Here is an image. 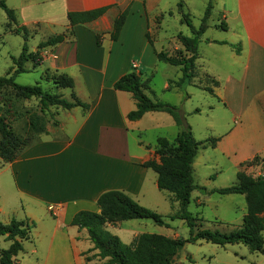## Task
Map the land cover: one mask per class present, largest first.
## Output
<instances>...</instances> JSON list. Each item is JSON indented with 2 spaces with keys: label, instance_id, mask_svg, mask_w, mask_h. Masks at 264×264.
<instances>
[{
  "label": "crops",
  "instance_id": "1",
  "mask_svg": "<svg viewBox=\"0 0 264 264\" xmlns=\"http://www.w3.org/2000/svg\"><path fill=\"white\" fill-rule=\"evenodd\" d=\"M157 2L46 0L42 4L43 12L16 11L17 21L27 27L45 25L52 35L71 31L66 40L42 50L43 63L45 68L72 77L74 94L88 104L86 110L79 106L60 108L53 133L28 145L15 159L3 165L12 182V193L18 200L16 208L23 211L19 219L34 222V228L39 222L49 224L46 258L58 250L63 255L70 254L72 264H84L82 253L92 244L86 229L79 230L69 224L73 215L80 210L99 211L96 201L105 191L122 190L139 202L146 190L157 187L156 173L143 166V162L154 156L157 138L162 136L156 135L149 143L143 141L141 135L151 130V124H154L153 129L175 125L176 134L180 127L162 111H148L137 120H129L127 114L135 109V100L130 92L113 87L118 78L134 70L147 82L144 92H151L149 82L159 64L164 63L157 59L155 51L161 48L155 46L149 34V12H157ZM213 3L218 7L219 23L209 24L205 33L213 27L223 35L205 37L204 33L201 40L204 39L213 51L215 60L224 61L226 70L223 75L214 71L215 75L212 71L207 73L216 81L212 87L214 101L207 108L211 114L204 123V135L199 140L195 138L203 143L192 163L193 175L196 169L209 170L207 178L227 172L236 176L242 162L255 155H264V0H213ZM107 5L110 7L97 19L70 26L68 11ZM124 9H127L125 21L117 39L112 40L109 32L113 21ZM56 25L61 31L52 30ZM132 62L137 65L135 69ZM170 66L176 69L173 70L176 78H165L164 90L174 91L175 104H182L185 110L190 94L182 102L181 90L173 85L181 77V71L178 66ZM152 99L164 100L155 96ZM195 109L198 108L185 111L189 115L201 112ZM210 137L218 138L213 146L205 141ZM198 195L201 204L203 199L199 192ZM56 205L59 212L53 215L50 208ZM0 214L5 215L1 203ZM245 214L246 206L236 219L237 223L231 222L228 226L238 228ZM5 216L6 223L10 215ZM262 236L264 239V231ZM5 241L10 244L9 240ZM35 244L32 253H37ZM240 244L226 246L238 247L235 255L247 259L248 264H264V253L251 252L247 246L245 251Z\"/></svg>",
  "mask_w": 264,
  "mask_h": 264
},
{
  "label": "trees",
  "instance_id": "2",
  "mask_svg": "<svg viewBox=\"0 0 264 264\" xmlns=\"http://www.w3.org/2000/svg\"><path fill=\"white\" fill-rule=\"evenodd\" d=\"M213 0H208L204 13L198 27H194L187 14L182 13V21L190 28V36L177 34V39L182 46L176 54H169L168 51H155L159 61L170 65L178 66L181 71V77L174 81V85L179 87L182 92V102L188 97L185 89L186 85L191 83L195 75V60L198 56V43L209 26ZM181 4H179L180 6ZM110 6H101L88 10L68 11L67 19L70 26L79 23L91 22L104 14ZM0 8L6 13L8 22L14 24L16 34H22L24 42L18 56H13L12 70L6 75L0 76V156L5 162H10L17 157L23 146L20 136L16 135L10 128L5 116L4 108L7 110L11 106L9 100L12 94L17 98L35 97L40 103V110L44 111L51 106H60L64 109H70L75 106L83 110L88 108V104L80 101L73 92L74 81L68 74L53 70L48 74L49 69L45 70V75L55 86L68 88L70 90L69 98L61 94L51 93L44 90L39 83L34 85H21L15 82V76L21 72L28 71L25 64L31 60L32 67L43 62L44 56L42 50L48 46H54L67 39L71 31H66L48 36L46 39L38 42L34 50H29L27 45L29 28L17 23L16 11L9 7L4 0H0ZM127 9L120 11L113 21V26L109 32L110 39L116 40L121 27L125 21ZM147 37L150 42L149 35ZM216 43H227L226 41L214 40ZM97 44H100V38L97 37ZM232 46V44H230ZM236 52L239 51L235 47ZM48 74V76H47ZM216 83V81L214 80ZM171 84V82H170ZM114 89L130 92L135 100V109L127 114L129 120H137L148 111H162L168 113L176 125L180 127L176 136L169 140L164 137L157 138V145L154 150V156L143 162V166L152 169L156 175V184L158 189L167 191L172 201L178 202V210L170 215L181 218L186 221L190 230L188 238L169 237L158 233L142 232L136 235L133 240L125 243L119 236L112 233L107 227L118 222L131 219H151L156 224L168 226L164 217L152 211L148 207L140 205L136 200L130 197L122 190H108L99 195L97 206L99 211L80 210L71 218L69 224L76 226L79 230L86 229L88 240L92 247L84 251V259L89 262L98 259L95 264H176V257L186 242H195L204 240L220 246L226 244L242 243L248 247L251 252L264 253V170L259 175H252L245 171V167L255 164L261 158L255 155L250 160L240 164V169L236 173V182L230 186L216 188L211 191L230 194H242L246 202V214L238 228L228 232L218 230L197 229L194 231L196 218L188 211L187 206L190 202L194 190L200 193L208 192L206 187L195 183L193 176V160L196 156L199 146L203 143L195 139L191 125L186 120V112L181 106H176L160 100H154L149 97L144 89L147 88V82L142 81L140 74L134 70L127 72L118 78L114 84ZM203 90L213 94V89L204 86ZM198 112V109L194 110ZM218 138L210 137V145H215ZM30 224L27 219L11 218L8 222L0 221V236L9 240L10 244L6 248L0 247V264H18L17 255L23 250V241L30 236ZM90 251H95L87 256Z\"/></svg>",
  "mask_w": 264,
  "mask_h": 264
},
{
  "label": "rangeland",
  "instance_id": "3",
  "mask_svg": "<svg viewBox=\"0 0 264 264\" xmlns=\"http://www.w3.org/2000/svg\"><path fill=\"white\" fill-rule=\"evenodd\" d=\"M4 1L17 12H23L24 10H27V12H43L42 7L44 5L42 4L43 1L46 0ZM207 1L208 0H158L157 12H149V34L155 46L161 48V50L168 51L169 54H176L179 49H182L177 39V34L182 33L187 36L191 35L189 26L185 21L181 20L182 13L187 14V18L194 27H198ZM37 3L38 5H36ZM179 4L181 5L179 6ZM218 12V7L212 3L211 16L208 21L209 24L217 25L219 23ZM17 23L20 25L18 21ZM15 27L14 24L8 22L6 13L0 8V76H4L8 71L12 70V57L18 56L24 42L22 34L15 33ZM28 28L30 31L26 42L29 50H34L39 41L52 35V32H50L51 30H48L45 25L35 24ZM52 30L59 32L61 31V27L56 25ZM221 35H223L221 31L210 27L204 36L219 37ZM213 55V51L208 47L205 40L202 39L199 41L198 56L195 60V75L191 83L185 87L188 94H190V98L184 106L185 110L187 111V109L194 107L201 110L199 114L195 113L192 115L187 114L184 110L186 112V120L191 124L194 132L193 135L198 140L204 135L203 126L211 114L210 111L207 110L208 105L210 102L214 101L212 94L202 89L204 86L212 88L215 85L214 80L207 73H211V71L213 73L214 71L223 75L226 70L224 61L221 58L215 60ZM159 65L155 76H153L151 82H149L151 92L147 90L145 93L151 98L154 96L159 97L160 99H164L162 100L164 102L181 106V104H175L176 99L174 96L176 93L174 91L164 90L165 78H176V71H173L176 69L164 63H160ZM25 66L28 68V71L17 74L15 76L16 83L21 85H34L39 83L44 90L61 94L69 98L70 90L68 88L55 86L52 80L46 77L45 70L48 69L45 68L46 64L42 62L32 67V62L29 60L26 62ZM165 68L169 69V71ZM52 72L53 70L49 69L48 74ZM8 96L11 99L9 100L10 102H8L11 106L8 108L9 110H7L6 107L4 108L3 115L11 130L24 140L21 150L53 133L55 126L58 125L57 117L61 108L60 106H51L41 111L40 103L35 97L17 98L12 94H8ZM162 114L164 116H169L166 112ZM152 125L154 124H151V130L141 135L142 140L145 142H153L156 135L171 140L178 131L175 125L171 127L165 125L156 129H153ZM134 135L137 136L136 133H134ZM260 156L263 159H259L255 164L245 167L247 173L254 176L262 173V170H264V155ZM5 163L4 159L0 156V170L2 169L0 173V203L5 215L9 213V219H19L23 216V211L20 208H16L17 206L19 207L17 203L18 200L12 193V182L8 175V170H4L5 166H3ZM208 172L210 171L196 169V174L193 175L195 183L202 184L208 191L206 193H200V191L194 190L187 206L188 211L196 218L194 231L197 229H209L228 232L232 229L228 225H231V222L237 223L236 219L244 210L246 202L241 194H221L211 191L216 188L234 184L236 181L235 175H230L227 172V174L222 176L207 178ZM198 192L203 199V203L201 204L198 203V199L200 198ZM138 203L161 214L168 223V226L158 225L151 219H131L122 221L123 224H108L107 228L112 233L119 236L123 242H130L136 235L142 232L158 233L169 237H189L190 230L186 221L178 217L172 219L169 217L178 210V202L172 201L167 191L152 187L151 190H146L144 198H140ZM5 215L0 214L1 222L8 219ZM36 228L30 224V236L23 241V250L17 255L18 264H72V256L68 253L63 255L58 250L55 251L53 256L51 255V257L46 258L44 254L49 244V224L46 222H39ZM34 243H36L37 253H32L31 251ZM8 245L9 242L5 241L3 237L0 236V247L5 248L8 247ZM239 246L245 251L248 250L243 244ZM236 248L238 247H220L203 240L186 242L176 257V264H248L247 259L243 260L235 255L236 251H238ZM94 252L95 251H90L87 256L92 255ZM97 262L98 259H93L89 262H86L84 259L83 263L95 264Z\"/></svg>",
  "mask_w": 264,
  "mask_h": 264
},
{
  "label": "built area",
  "instance_id": "4",
  "mask_svg": "<svg viewBox=\"0 0 264 264\" xmlns=\"http://www.w3.org/2000/svg\"><path fill=\"white\" fill-rule=\"evenodd\" d=\"M132 68L135 69L137 67L136 63L135 62H132L131 64ZM59 207L56 205V206H51L50 208V211L53 215H56L59 211H58Z\"/></svg>",
  "mask_w": 264,
  "mask_h": 264
}]
</instances>
